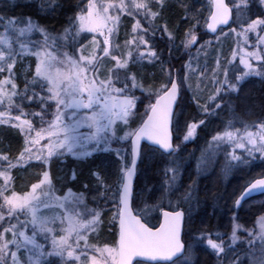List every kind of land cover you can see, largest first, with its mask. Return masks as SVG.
Returning a JSON list of instances; mask_svg holds the SVG:
<instances>
[{"label":"snow or ice","instance_id":"1","mask_svg":"<svg viewBox=\"0 0 264 264\" xmlns=\"http://www.w3.org/2000/svg\"><path fill=\"white\" fill-rule=\"evenodd\" d=\"M54 3V0H49ZM153 3L157 6V11L152 10ZM257 5L261 11L256 18H251L252 7ZM214 11L211 13L208 29L216 31L217 25L226 24L233 14V8L237 18L241 15H248V22L241 24V31L236 32L239 40L247 45L249 33L256 34L255 50L248 52L244 48V57L240 63L244 65L246 71L236 78V83L228 79L227 69L224 71V80L216 81L217 87L213 95L208 97L216 109H220L223 97L221 93L226 89L235 92L238 90V83L245 76L261 72L253 66L252 60L264 61V0H232V7L225 3V0H212ZM14 7L15 5H5ZM165 6V0H108L107 3H98L97 0H88L85 11L75 17L78 21L76 34L87 31L99 33L104 36L103 47L100 51L103 56H99L93 51L88 56L81 54L78 58L70 56L67 52L60 51L58 37L51 34L46 27L34 22L31 17H12L7 13L0 15V21H5L4 32L0 33V73L7 71L9 76L0 79V104L7 100L8 107L15 103L13 97L20 95L18 85L12 78L13 70L17 63V57L25 54L35 57V71L30 81L26 80L24 96L29 101L38 100L40 111L30 115L38 117L43 124L47 109L55 105L54 119L48 123L47 127L36 128L33 120L27 119L29 115L21 110L20 115L11 116L8 111H0V123L17 121L13 126L18 128L25 136V147L13 163L6 155H0V161H7V166L0 170V221L7 218L19 220L20 214L24 213L30 217V224L33 231L31 235L26 234L27 224L21 225L25 230H20L17 224H9L0 232V264H9V256L12 264H20L17 258V251L23 248L27 253V264H51L47 258L58 257L60 264H145L146 261H164L166 264H194L192 250L195 243L185 244L181 239V230L185 223V213L183 211H164L163 222L158 228L149 227L146 222H142L139 215H134L132 211L133 201V178L136 175L137 161L141 156L142 139L146 138L152 144L158 145L160 149L170 155L175 151L171 143L169 126L173 119V106L177 105L180 85L175 79H169L167 84H162L160 91L156 95L155 103L148 106L146 112L147 119L137 129H129L123 136H117L116 124L121 121L128 125L129 118L133 115L136 107L137 97L132 90L143 88L138 82L135 74H130L129 63L134 59L143 60L147 58L150 62L158 59L155 50L148 48L147 53L140 50L141 45H148L145 35L151 30L154 35L157 30L167 33L169 39L173 38L167 25L163 28L159 25L152 26V22L161 15V10ZM110 9L116 11V15H110ZM120 14L131 16L135 23L132 25L133 38L125 41V45L136 46L137 57H133L132 50L117 54L118 44H113L112 37L116 31L120 20ZM142 15L149 19L150 28H142L141 21L135 19ZM23 25V26H19ZM111 25V26H110ZM195 25L185 34L184 47L188 48L197 42V35L194 31ZM72 29L64 30L63 39L71 34ZM235 31V29H233ZM33 32H37L42 37L41 40H29ZM25 38V39H21ZM19 45V51L13 47V43ZM92 44L97 48L99 42L93 37ZM82 51V49H81ZM236 52H233L235 57ZM104 58H110L115 64L111 67L101 68ZM219 63V62H218ZM190 67V65H189ZM264 68V63L260 65ZM123 70V76L121 74ZM171 76V73H169ZM103 76V78H101ZM11 85L10 91L5 90V86ZM29 85L33 89L39 87L41 92L34 90L28 95ZM119 85V86H118ZM170 85V87H169ZM205 112L209 111V105H202ZM7 117V119H5ZM22 117H25L22 119ZM199 123L187 125V134L184 139L188 140L196 133ZM259 129L257 132L247 130L240 135V130H231L233 122L228 121L225 131L217 133L213 137L214 141H227L234 145L232 159L240 161L241 157L235 154V149H243L249 155L259 152L264 156V122L254 125ZM82 128L89 131L81 132ZM131 139V160L129 163H122L119 169V177L116 182V190L113 193L114 203L117 209L112 217L118 220V239L113 246L104 245L98 247L90 245L87 233L95 231L100 224V213L91 211L90 218H85L84 213L76 210L77 206L83 204V193H73L71 189L64 197L52 196V180L50 173L43 172V178L38 183L31 185V190L23 194L12 189L13 177L11 170L25 160L35 158L42 163H47L51 157L63 152H68L74 157L83 159L91 155L89 145H94L93 151L101 149L103 151H113L110 144L113 139ZM42 140H47L46 145H41ZM46 149V154H45ZM117 157L124 160L121 149H115ZM171 173V176L167 174ZM166 181L168 185L166 191L173 190L177 179V169L169 166L165 169ZM99 179V174L94 173ZM75 179V175H73ZM45 187L47 190H45ZM87 187V185H85ZM39 190V191H38ZM254 190L264 191V178L256 179L245 189L246 193ZM190 198V193H185V199ZM243 196L235 201L240 205ZM50 200L56 201V206L63 208V217L57 215L44 216L40 214V208H49L52 205ZM65 202L72 205L66 208ZM59 221L61 227L57 233L55 225ZM259 233L249 231L247 240L248 250L245 252L249 264H264V216L257 221ZM241 225L236 224L231 234L232 244L239 240L237 230ZM11 233L12 239H7V234ZM37 233L42 234L45 240L50 238L51 249L45 251L44 245L36 240ZM205 239L203 234L200 237H193V241ZM257 241H259L257 245ZM83 242V243H81ZM207 245L213 250L219 259L221 254L227 256L230 246L225 247L224 242H216L212 238H207ZM16 251H13L12 248ZM89 250L98 253L89 256ZM83 257V259H82ZM143 258V259H138ZM229 264H240L239 259L229 261Z\"/></svg>","mask_w":264,"mask_h":264},{"label":"rangeland","instance_id":"2","mask_svg":"<svg viewBox=\"0 0 264 264\" xmlns=\"http://www.w3.org/2000/svg\"><path fill=\"white\" fill-rule=\"evenodd\" d=\"M32 0H17V3H28ZM16 2V0H15ZM98 3H107L108 0H97ZM118 2V0H117ZM154 4V3H153ZM227 4L229 7H232V0H227ZM88 6V0H84L79 7L76 9L75 14L68 24L66 28H71V34L67 37V39H63L64 36V30L61 34H58L57 37L58 43L60 45V51L61 52H67L70 56H74L78 58L81 54L88 56L93 51L99 56H103V53L100 51V49L103 47V39L104 36L100 35L99 33H92L83 31L80 32L79 35L76 34V27L74 25H78V21L75 20V17L80 14L81 12L85 11ZM156 5L154 4L152 6V10H155ZM261 11V9L257 5H253L252 7V13L251 18H256V15ZM5 10L0 6V15H3ZM110 15H116V11L114 9H110L109 12ZM233 28L226 29L223 33H220L219 36L216 38L217 44H220V46H223V50H221V54L218 56V58L213 63H201L199 62L201 58V54L198 53V51L192 53L187 66L185 73L182 78L176 77L177 83L180 85V102L177 105V108H180L182 103L186 104H192L194 106V110L196 113L201 116V120H208L212 117L216 116V111L219 109L215 108V105L208 100V97L210 95H213L215 92V88L217 87L216 81H223L224 80V71L227 69L228 72V79L236 83V78L240 76L242 73L246 71L244 68V65L240 63V60L242 57H244V52L240 51L241 48H244L246 51L251 52L255 50L256 45V34L255 33H249V42L247 45L243 44L242 40H239L236 36V32L241 31L240 25L243 23L246 26V23L248 22L249 16L248 15H241L239 18H237L235 9L233 8ZM5 21H3V24L1 25V32H4L5 29H2V26L4 25ZM135 23V20L126 15V14H120V20L117 25L116 31L114 33V36L112 37L113 44H118L120 47L119 49H116L115 51L117 54L125 53L128 50H132L133 57H137L138 53L136 52V46L133 45H125L126 40H130L133 38L132 33V25ZM23 26V25H19ZM111 26V25H110ZM4 28V26H3ZM65 28V29H66ZM235 29V31H233ZM261 35H264V32L260 33ZM34 37L39 38L41 37L39 33L33 32L31 36L27 37L29 40H36ZM93 37H95L96 41L99 42L100 47L97 48L95 45L92 44ZM42 38V37H41ZM25 39V38H21ZM14 44V43H13ZM68 46H64L67 45ZM193 46V45H192ZM191 46V48H192ZM66 47V48H65ZM262 49H264V45H260ZM150 48V47H149ZM82 49V51H81ZM148 49V48H147ZM147 49L145 52L147 53ZM141 50V47H140ZM142 51V50H141ZM190 51V50H189ZM236 52L235 57H233V52ZM21 57H17V63L15 65L16 72L13 70V75H19L20 80L22 82H26V75L30 71V61L27 58H24V63L21 64ZM219 62V63H218ZM253 66L255 68H258L261 72L260 75L251 74L248 76H245L242 81L238 83V90L235 92L228 91L227 89L221 93V96L223 97V102H226L227 98L229 97H242L241 94L243 92V88L245 87V83H247L248 80H256L255 84L258 80L264 81V68H261L260 65L264 63V61L258 62L256 60H252ZM115 64L114 61H111L110 58H104L101 68L108 66L111 67ZM190 65V67H189ZM130 68V74H135L137 76L138 82H140L143 85V88H136L133 89V94L138 98L136 102V107L133 110V115L130 116L128 125L125 126L121 121H117L116 124V130H117V136H123L125 131H128L129 129H137L142 121L145 119L144 112L148 111V106L151 103H154L156 99L157 93L160 91V87L162 84H167L166 80L167 78L173 79L175 75H173L171 68L168 70L165 63L158 57V59H155L153 61H149L147 58L140 60V59H134L133 61H130L129 63ZM35 68L32 70V74H34ZM171 73V76L169 75ZM8 72L5 71L3 73H0V79H4L8 76ZM121 74L123 76V70H121ZM7 75V76H6ZM103 78V76L101 77ZM119 86V85H118ZM6 90V89H5ZM35 92L40 93L41 90L39 87H36ZM218 101L221 102V100L218 98ZM207 103L209 105V111L205 112L203 110L202 105ZM179 106V107H178ZM222 107V106H221ZM185 108V106H184ZM183 108V109H184ZM19 109V110H18ZM21 110L25 113H28L27 111L18 108L16 106H12L11 108L8 107V104H0V111H8L11 113L12 117H15L17 115H20ZM40 111L39 106L33 110V112ZM55 105L52 104L51 107L47 109V113L44 116L43 124L40 121L38 117H33L30 115L31 113H28L29 115L26 117L27 119L33 120L34 126L36 128H39L41 126L47 127L48 123L51 122L54 119L55 114ZM145 112V113H146ZM187 112L185 110H182V108L177 109L174 116V123H173V135H174V149L175 151L173 154H171L167 160H166V166H172L177 169V179L175 181L173 190L168 192L166 191L168 188V185L165 183L166 181V174L164 172L165 178L161 180V182L157 185V188L155 189V195L153 198L148 199V188L146 191H142L144 186L146 185V182L144 181L143 177L141 180H139L140 185L136 187L135 194H134V200L136 202V208L145 215V217H150L152 220H158V215L160 211L163 209V207H173L172 209H178L177 207H184L188 210V214L186 216V226L191 225L190 227V236L188 237V243H195V246L192 250V254L194 257H196V247L199 245H204L206 247H209L207 245V238H212L216 242H220L221 240L224 242H227L230 247H235L234 245L244 242L248 240L249 238V231H252L253 233H259V225L256 223V226L254 228L246 227L245 224H242L237 217V220L233 217L231 221L227 224L226 217L223 220V223L220 225H215L210 229V232H212L213 236H209V229L205 228H192V224L197 222L196 216L197 210H196V204H195V196L192 193L195 192H189V188H186L189 186L190 179H187V182L182 183V177L185 173V168L191 164V160L193 162V168L197 175H207L208 179H210V185H213V187H219L221 188L224 193H222L219 196V199H223V196H225L226 193L229 192L230 189H236L237 187H240V184L238 183L240 181L241 176L236 175L235 178L230 177V172L232 174L233 171H238L241 166H248V162L255 161L257 162H263L264 163V156H261L259 152L254 153L253 155H249L245 150L243 149H235V154L241 157V160L235 161L232 159L231 154L233 153L234 145L227 142V141H214L213 137L217 135V133H222L225 131V128H221L217 130L215 133L212 132L211 134V141L207 143V146L205 149H202V152H195L189 144L195 139V135L188 140H185L184 137L187 134V125L190 124V121H186ZM208 116V118H207ZM244 116L246 118H250L248 111L244 112ZM228 117H232L233 119L237 120L239 119L238 114H234L232 112L229 113ZM25 117H22V119ZM207 118V119H204ZM7 119V117H5ZM200 121V120H199ZM15 123H18L15 120H12L8 122L7 124L14 125ZM193 123V122H192ZM199 123V122H197ZM245 123H250V121H245ZM257 125V123H255ZM200 126V125H199ZM212 127V128H211ZM215 125H210V128L212 131L214 130ZM255 127V126H254ZM209 128V130H210ZM258 131L259 129L255 127ZM235 131L236 129H231ZM248 131H252L247 129ZM81 132H87L89 131L86 128H82L80 130ZM244 130H240V135H243ZM252 132H256L255 129ZM21 133V132H20ZM130 138L127 140H119V139H113L110 147L113 149V151H103L104 145H101V149L92 150L94 148V145H89V150L92 154H96L97 152H105L111 156H114V159L116 160V167L114 170V180L112 181V184H107L102 182L98 184V194L95 197L89 196L88 194L84 195L83 204L77 206L76 210H79L84 213L85 218H90L89 213L91 211H97L96 207H98L96 204L100 203L102 200H104L105 204L101 205L100 210L104 213H107L108 217L110 216L109 221L111 220V223L114 225V221L112 220V217L116 213L117 209L115 207L114 203V197L112 194L116 190V182L119 177V169L122 165V163H129L131 160L130 156ZM23 148L25 147V136L23 135ZM48 143L47 140H42L41 145H38L37 147H40L42 145H46ZM223 147V148H221ZM22 148V150H23ZM115 149H121V155L124 157V160L121 161L119 157H117ZM221 149V150H220ZM193 153H196L195 156H192ZM46 154V149H45ZM2 155V154H0ZM90 155V156H91ZM148 155V159H149ZM63 159L64 157L71 158V159H80L77 157H74L68 152H63L62 154H57L51 157L50 160L53 158ZM89 157V156H88ZM258 157V158H257ZM257 158V159H256ZM221 159V160H220ZM49 160V161H50ZM42 163L41 161L36 160L35 158L31 160H25L18 164L15 168L11 170L14 171L17 178L20 179V181H15L13 179L12 182V189L17 193L23 194L27 191L31 190V185L34 183H38L40 179L43 178V173L40 175L37 173V170H39V166H33V164H40L43 165V171H48V164ZM6 161H0V170L5 168L7 165H4ZM16 162V161H15ZM119 162V166H118ZM253 164V163H252ZM118 166V167H117ZM166 167V168H167ZM26 168V171L24 170ZM205 173V174H204ZM28 174V175H27ZM39 175V176H38ZM168 176H171V173L167 174ZM189 175V171H187V176ZM23 176H27L30 178H27V181L23 180ZM60 177V176H59ZM31 178H34L33 182L29 183ZM58 183H54L52 181V196L53 197H64L68 190L65 188L67 186L68 179L64 180L62 177L59 179L57 178ZM67 181V182H66ZM27 182L29 184H27ZM145 182V183H144ZM2 183V181H0ZM239 184V185H238ZM76 186H80L79 183H74ZM65 189H64V188ZM45 190L47 188L45 187ZM194 191V189L192 188ZM39 191V190H38ZM231 191V190H230ZM73 192V191H72ZM209 192V191H208ZM76 193V192H73ZM185 193H190V198L185 199ZM233 194V191L230 192ZM236 193V192H235ZM233 194L234 200L239 194ZM193 195V196H192ZM236 195V196H235ZM107 196V197H106ZM226 197V196H225ZM95 198V199H94ZM232 201V204L234 202ZM49 203L52 205L49 208H44L41 206L40 208V214L44 216H51V215H57L60 217H63L65 214V210L63 208L56 206L55 200H50ZM107 203V204H106ZM222 204V200L219 202ZM231 205V203H229ZM66 208H72L71 204H68L65 202ZM176 207V208H175ZM241 212L243 211H253L256 212L258 216L257 220L261 216H264V195L259 198L252 199L244 203L241 208ZM100 213V212H99ZM102 214V213H101ZM100 214V216H101ZM103 216V215H102ZM225 216V215H223ZM100 224L96 228L95 231H89L87 233L88 236V242L90 245H96L98 247H103L104 245L113 246L115 241L117 240V233L115 237V241L112 240L113 238V228H109L107 230L102 229L104 227L103 219H100ZM117 222L116 221V232H117ZM9 224H17L18 227H20V230H25L21 225L27 224L26 228V234L31 235L33 228L30 224V217L27 214H20L19 220L17 219H11L10 221L6 218L5 221H0V232L3 231V228L8 227ZM239 224L241 227L237 230V235L239 237V240L236 242V244H232L231 241V234L233 231L234 225ZM67 221H65L64 225H60L59 221H57V224L55 225L57 229L58 234H62L59 232V229L61 227H66ZM189 228V227H188ZM203 234L205 239L199 240V241H193V237H200ZM224 237L228 238L225 239ZM7 239H12L11 233L7 234ZM36 240L38 243L43 244L45 251H49L51 249V242L50 238L48 240L44 239V236L42 234L37 233ZM83 243V242H81ZM249 246L246 245V248L248 249ZM228 248V247H226ZM13 251H16V249L13 247ZM89 256L96 255L99 259V254L95 253L91 250L88 252ZM27 257L28 253L21 248L17 251V258L20 261V264H27ZM48 261L51 262V264H60L58 257H49L47 258ZM83 259V257H82ZM9 264H12L11 257L8 258Z\"/></svg>","mask_w":264,"mask_h":264},{"label":"trees","instance_id":"3","mask_svg":"<svg viewBox=\"0 0 264 264\" xmlns=\"http://www.w3.org/2000/svg\"><path fill=\"white\" fill-rule=\"evenodd\" d=\"M83 1L84 0H54V3L50 4L49 0H32L31 2L20 4L17 3V0L16 2L15 0H0V6L5 10L3 15L7 13L12 17H31L34 22L46 27L51 34L57 36L58 34H61L68 26L75 14L76 9ZM12 4L15 6H5ZM210 7L211 5L209 0H165V6L161 10L160 17L152 22V26L159 25L162 29L164 25H167V28L172 33L173 38L169 39L167 33H164L161 30H157L153 35L150 30L145 35V39L148 40V45H141V50L145 51L149 47L155 50L158 54V57L167 66L168 70L171 68L172 73L175 72V76L179 79L183 77L187 63L192 53L196 51L201 54L199 62L213 63L221 54V50L224 49L223 46L215 43V40L219 34L223 33L225 30H221L216 37H210L205 33V25L210 13ZM154 9L155 10L153 11H157V6ZM135 19H139L141 21L142 28H150L149 19L142 15L136 16ZM2 24L3 21H0V32L2 31ZM193 25H195L194 31L197 35V42L193 44L192 48H185L183 44V41L185 40V34L193 28ZM233 27L234 23H232L229 28ZM2 29H4L3 26ZM34 38L36 40L42 39L41 37ZM64 46L67 47L68 44ZM13 47L19 51V45L15 42ZM24 58H27L30 61L31 68L26 75L27 81H30L32 78V70L35 68V57L25 54L21 58V64L24 63ZM15 69L16 67L14 70ZM12 78L18 85L17 91L20 93V95L13 97L15 102L13 106L31 113L38 107V100L29 102L24 96L26 82H22L19 75L12 74ZM168 81L169 78H167L166 83H168ZM255 81L256 80H249L247 83H245L241 98L238 96L234 98L229 97L227 98L226 102L223 103L218 101L222 104V107L216 111V116L208 119L207 121L203 120L204 124H201L197 128L195 139L189 144L191 149H193L195 152L200 151L201 153L202 149H205L207 143L211 141L212 132L215 133L222 127L225 128L229 120L233 122V129L244 130L245 126H247V129L249 130L254 131L255 129L256 132L258 131L254 127L255 123L259 124L264 122V81L262 79L258 80L256 84ZM5 89L6 91H10L11 85L5 86ZM33 90L35 89L29 85L28 95H31ZM4 103L8 104L7 100H5ZM181 108L187 112L186 121L197 123L202 119L201 116L196 113L192 104L185 105L182 103L181 107L178 108L179 111ZM245 111H248L250 118H246L244 116ZM145 112L144 116H146ZM230 112L238 114L240 116L239 119L235 120L232 117H228ZM245 121H250V123L247 124ZM212 124L215 125L213 131L211 129L212 127L210 128V125ZM23 143V135L20 133L18 128L14 127L12 124L0 123V154L8 156L9 159L15 163L16 158L22 151ZM195 154L196 153H193L192 156H195ZM148 155H150L149 159ZM167 158L168 156H164L159 151L152 148L143 147L141 150L135 189L138 187V185H140L139 180H141L143 177L146 185L142 191L144 193V191L147 190L145 187L148 188V199L154 197L157 185L162 179L165 178L163 175L167 167ZM248 164V166H250L248 169H246V165L238 168L239 170L237 172L233 171L232 174L230 172L231 178H235L236 175L241 176L240 181L238 182L240 187H237L236 189H230L233 191V194L235 192L236 195L240 193L243 187L251 180L264 176L263 162H258L257 160V162L251 161L248 162ZM4 165H7V161ZM193 165L194 164L191 160V164L185 168V173L182 177V183L187 182V179L191 180L189 182V186L186 188L190 189L188 190L189 192H195L192 194L195 196L197 210V215L195 216L197 222L192 224V228H207L209 229V236H213L212 232H210V229L214 225H220L223 223V220L225 219L223 217H226L227 224H229L228 219L231 221V219L234 217L236 221L239 220L242 224H245L246 227L254 228L257 223V213L253 211H235L232 204L234 197L233 194L230 193L231 191L229 190V192L225 194L226 197L223 196V199H219V196L224 193V191H222L219 187H215L216 185L214 187L213 185H210V179H208L207 175H197ZM33 166H39V170H37L38 174L41 175L43 173V165L33 164ZM115 167L116 160L114 159V156L100 151L83 159H71L67 157H64L63 159H59V157L53 158L49 161L48 171L50 173L51 180H54V183H58L57 178L59 179L60 177H62L64 180L68 179L69 181H66L67 186H65V188L71 189L73 192H76V194L83 193V197H85L84 195L86 194L95 197L98 194V184L102 182L101 180L109 185L112 184V181L115 177L113 174ZM24 170L26 171V168ZM187 171H189L188 176ZM94 173H98L100 178L97 179V176L94 175ZM11 175L15 181H20V179L15 175L14 171L11 172ZM73 175H75V179H73ZM26 177L23 176L24 181H27V178H30ZM33 179L34 178H31L29 183L33 182ZM75 182L79 183L80 186L74 185ZM29 183L27 182V184ZM85 185H87V187H85ZM112 196L114 197L113 194ZM104 200L96 205L101 207V205L105 204ZM220 200H222V204L219 203ZM229 203H231V205ZM135 205L136 202L133 199V209L136 215H139L148 225L155 226L156 220H152L150 217H145V215L141 213ZM98 207H96V212H100V214L102 213L100 219H103L104 222V227H102V229L107 230L112 227V240L115 241L117 233L116 222H114L113 225L111 220L109 221L110 216L108 217V214L105 212L103 213ZM173 207H163V209L174 210L172 209ZM177 208L181 209L187 216L188 210L186 208L179 206ZM190 227L191 225L185 226L183 234V241L186 245L189 242L188 237L190 236L191 232L189 230ZM224 238L228 240V238ZM256 243L258 245L259 241ZM224 245L225 247L230 246L227 242H225ZM246 245L248 246L247 241H245V243H238L234 245L235 247L233 248L230 247L227 256L221 254L219 259L210 247L199 245L196 247L197 252L195 254L196 259L194 264H229V261H235L237 259H239L240 264H249L248 258L245 256V252L248 250Z\"/></svg>","mask_w":264,"mask_h":264},{"label":"water","instance_id":"4","mask_svg":"<svg viewBox=\"0 0 264 264\" xmlns=\"http://www.w3.org/2000/svg\"><path fill=\"white\" fill-rule=\"evenodd\" d=\"M210 1V4H211V10H210V14H209V17L207 19V22H206V26H205V33L211 37H214L217 35V33L220 31V30H224V29H227L228 27H230V25L232 24V21H233V14L232 16L230 17V19L228 20V23L226 24H220V25H217V28H216V31L215 32H212L210 29H208L207 27V24L210 22V16H211V13L214 11V7L212 5V0H209ZM225 3H226V0H225ZM176 80V78H174ZM155 103V101H154ZM174 110H175V105L173 106V113H174ZM147 119V116L144 120ZM143 123V122H142ZM142 125V124H141ZM140 125V126H141ZM172 125H173V119H172V123L170 124L169 126V134H170V137H171V143L173 145V148H174V136H173V132H172ZM139 126V127H140ZM138 127V128H139ZM140 145H141V149L146 146V147H150V148H154V149H157L158 151H160L162 154L164 155H170L168 152H165L163 149H160L158 145H154L152 144L151 141L147 140L146 138L142 139L141 142H140ZM130 147H131V140H130ZM130 153H131V149H130ZM131 156V155H130ZM139 160L140 158L138 159L137 161V166H136V175L134 176L133 178V195H134V185H135V181H136V178H137V167H138V164H139ZM261 178H264V176L260 177V178H257V179H261ZM256 180V179H255ZM254 180V181H255ZM252 181V182H254ZM251 182V183H252ZM250 183V184H251ZM250 184H248L243 190L242 192L240 193V195L237 197V199L241 198L243 196V199H241V203L239 206H237L235 203H234V208L237 210V209H240L241 206L246 203L247 201L253 199V198H256V197H259L261 195H264V191H261V190H254L250 193H246L245 192V189L248 188L250 186ZM236 199V200H237ZM235 200V201H236ZM132 207V205H131ZM132 211H133V208H132ZM164 211H169V210H162L159 214V223L157 225V227L155 228H158L160 223L163 222V212ZM177 211H181V210H177ZM133 214L135 215V213L133 212ZM143 222V221H142ZM153 228V229H155ZM183 228H184V225L182 227V230H181V239L183 237ZM117 239H118V234H117ZM138 259H143V258H138ZM145 264H166V262L164 261H158V262H154V261H146Z\"/></svg>","mask_w":264,"mask_h":264},{"label":"flooded vegetation","instance_id":"5","mask_svg":"<svg viewBox=\"0 0 264 264\" xmlns=\"http://www.w3.org/2000/svg\"><path fill=\"white\" fill-rule=\"evenodd\" d=\"M190 47H191V46H190ZM173 73H174V75H175V72H173ZM248 81H249V80H248ZM248 81H247V82H248ZM180 101H181V100H180V94H179L178 101H177V105H178V103H179ZM177 105H175L174 113H175V112L177 111V109H178V108H177ZM178 107H179V106H178ZM251 181H252V180H251ZM251 181H250V182H251ZM247 184H248V183H247ZM247 184H246V185H247ZM240 193H241V192H240ZM240 193H239V194H240ZM239 194H238V195H239ZM238 195H237V197H238ZM237 197L235 198V200L237 199ZM235 200H234V202H233V206H234ZM238 211L241 212L240 209H239ZM185 222H186V215H185ZM185 225H186V223H185Z\"/></svg>","mask_w":264,"mask_h":264},{"label":"bare ground","instance_id":"6","mask_svg":"<svg viewBox=\"0 0 264 264\" xmlns=\"http://www.w3.org/2000/svg\"><path fill=\"white\" fill-rule=\"evenodd\" d=\"M221 150V149H220ZM215 226V225H214ZM214 226H212V227H214Z\"/></svg>","mask_w":264,"mask_h":264}]
</instances>
